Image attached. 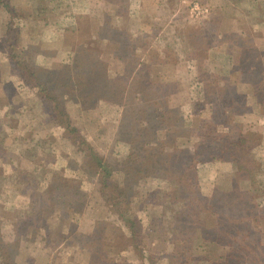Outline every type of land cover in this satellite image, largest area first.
<instances>
[{"label":"rangeland","instance_id":"rangeland-1","mask_svg":"<svg viewBox=\"0 0 264 264\" xmlns=\"http://www.w3.org/2000/svg\"><path fill=\"white\" fill-rule=\"evenodd\" d=\"M36 1L2 0L0 3V174L4 177L13 175L14 166L10 160L25 172L23 175L33 180H39V176L46 174L50 176V170H53V179L57 178L58 184L65 182L87 197L80 210L57 211L53 207L43 215L49 224L53 222L52 226L59 222L56 218L61 217L65 233L57 240L52 235L46 236L45 229L39 226L41 221L33 225L35 227L29 234L23 233L21 237L16 232L19 225L15 227L8 222L9 218L23 216L31 190L26 195L19 192L16 198L2 203L6 210L15 213L13 216L0 215L2 233L6 241L14 243L12 252L15 258H21L20 264H94V261L101 264L96 261L97 250L87 252L89 245L93 246V237L90 236L94 231L90 235L87 233L86 219L93 217L107 222L102 233L103 245L104 250L113 255L111 258L116 259L115 264H209L202 260V247H197L198 236L194 234L190 235L194 241L190 246L195 245L194 258L187 263L179 260L184 256L173 260L170 253L178 240L168 227L160 228L146 238L145 260L130 249L129 232L103 201L98 177L90 174V168L85 164L86 148L76 147L63 138L62 127L53 122L45 110H40L44 102L42 94L24 82L11 55L29 60L36 73L38 71L57 92L75 93L73 97H62L71 119L76 121L75 125L95 151L114 163L129 153L130 140L138 130L142 136L153 126L155 133L159 132L162 138L166 133L174 134L171 142L166 140V143L177 140V145H189L193 152L195 147L189 141L199 140L193 135L198 133L194 130V114L208 117L211 108L220 104L216 100L212 105L205 104L206 92L209 93L213 86L228 83L233 88L227 87L221 107L226 108V114L232 116V121L222 123L220 127L232 132L242 124L249 132L252 158L256 163L253 172L257 174L264 171V104L260 105L256 98L257 93L264 98V77L260 82H253L255 73L244 71L248 69L247 57L253 59L255 66L259 62L264 66V0H42L40 4ZM228 30L234 33L228 34ZM127 42L137 49L135 53L141 57L140 62L150 64V87L155 85V88L148 97V105H144L142 93L150 90L149 83L138 78L135 81L140 82V86L121 89L122 96L126 98L120 102L114 99L122 97L119 93L117 96L110 93L109 97L105 90L99 86L93 88L87 80L80 86V80L69 79L66 85L67 68H71L66 66L73 63L75 56L80 58V47L89 49L94 55L88 64L114 63L112 70H117L132 62L130 52L126 58L121 56L125 60L114 58L112 54L118 53L119 47ZM72 66L75 71L77 65ZM221 75L227 76L226 79H220ZM61 80L60 86L58 82ZM72 82L76 85L74 88L71 87ZM156 100L159 101L158 110L151 105ZM146 106L150 107V114H146ZM200 120L198 117L196 124L204 134ZM202 138L198 156L205 159L212 151L208 149L206 153L203 149L211 139L207 140L205 135ZM18 146L30 150V153L18 156ZM170 149L167 144L166 150ZM38 150L46 155H41L43 160H32L35 157L33 151L37 153ZM190 160L191 163L196 161L194 157ZM175 171L172 174L176 177L183 174V171ZM235 171L236 164L229 160L211 159L198 165L200 191L215 202L207 214L208 225L218 228L224 236H232L237 228L243 226L247 216V211L237 207H243L241 205L231 204L225 208L220 204L223 192L231 194L230 181L235 178ZM137 178L129 184L136 199L135 219L144 227L146 234L151 230L150 211L144 210L149 196L158 198L161 206L165 205L160 210L167 224L188 219V214L178 216L175 213V210L190 209L184 201L174 194H164V190L169 189V179ZM5 182L7 188L13 187L9 179ZM40 183L45 190L50 185ZM244 186L242 183L241 187ZM22 188L25 190L27 186L24 184ZM63 188L58 187L48 195L53 192L59 195ZM219 189L223 190L221 196ZM227 200L222 203L226 204ZM257 200L264 205V195ZM230 206H236V212ZM79 223L80 233L77 230ZM33 226L31 223V228ZM259 226L264 228V217ZM190 232H195V229L191 228ZM204 244L202 242L201 246ZM217 245L209 248L215 250L212 258L220 256L221 249H216ZM150 256L154 262L149 260ZM261 259L264 264V254Z\"/></svg>","mask_w":264,"mask_h":264},{"label":"trees","instance_id":"trees-1","mask_svg":"<svg viewBox=\"0 0 264 264\" xmlns=\"http://www.w3.org/2000/svg\"><path fill=\"white\" fill-rule=\"evenodd\" d=\"M1 1L2 0H0V3ZM40 1L42 0H38L35 3L40 4ZM227 32L228 34L234 33V31L231 30H228ZM161 37H163V34L160 38ZM136 43L137 42L135 41L134 45ZM134 45L127 42L119 47L118 53H112L114 58L125 60L130 52L132 62L125 64L122 67H118L117 70H112L114 63L108 64V62L102 61L101 64L98 62L95 64H88L87 62H89L94 55L89 49L80 47V58L79 56H75L73 63L67 64L66 66L71 67L69 69L67 68L68 81H65L67 82L66 85L70 82L69 79H72V81L74 79L80 80V86L81 82H86L87 80L93 88L99 86L102 90H105L109 97H111L110 93L114 96H117V93H119L118 95L122 96L124 93L121 89H127L131 86H140V82L135 81L136 78H138V80L147 81L150 87V64L145 61L140 62L141 57L135 53L137 49ZM121 56H125V58H122ZM11 58L16 64H18L24 82L30 87L37 88L42 94L44 102L42 103L40 110H45L51 120L62 127V137L68 139L72 144L76 145V147L80 145L86 148L85 164L87 168L89 166L90 174L98 177L100 195L103 201L108 205L109 210L116 215V220L123 223L124 227L129 232V240L132 241L130 249H132L134 253H139L141 259L145 260L146 258L144 256V244L146 238L152 233L158 232L160 228L168 227L171 228L170 233L173 232L172 236L178 240V242L174 244L173 252L170 253V255L172 254L171 258L173 260L184 256L179 260L186 261L187 263L194 258L192 253L195 245L193 247L190 246V244H194L190 235L194 234L195 236H198L196 239L198 242L197 247H202L200 253V255L204 257L202 260L208 261L209 264H262L261 256L264 254L262 248L264 228H261L259 225L261 218L264 217V205L259 204L257 198L264 195V171L260 170L257 174L253 172L256 163L254 158H252L253 152L249 141V132L246 131L242 124L235 127L236 129L232 132H227L222 126L220 127L222 123L227 124V121H232V116L226 114V108L223 109V107H221V103L225 100L228 92V83H225L224 86L220 85L219 87H211L212 89H210L209 93L212 94L206 92L205 104L212 105L214 100L220 104L211 108L212 110L209 112L210 114L208 117L198 115L197 113L194 114L193 122L194 125H196L194 130L198 131V133H193V135L199 140L189 141V144H193L195 147L193 152L189 148V145L181 147L180 144L177 145V143H175L177 140L172 143H166V140L171 142V138L174 134L169 135L166 133L164 134L165 137L162 138V135L159 132L155 133L153 126L154 130L148 128L149 130H145V134L142 136H140V130H138L135 134L139 136L136 137L134 134L132 140H130L131 149L129 153L117 159L115 161L116 163H114L107 157H104L95 151L94 147L88 142L85 135H83L81 129L75 125L76 121L71 119L67 108L65 107L66 102L62 97L66 95L73 97L75 96V93L66 91L57 92L45 82L43 76H41L38 71L36 73L29 60H24V58L20 59L18 56L14 55H11ZM247 59L248 69L244 72H250V74L251 72H254L256 76L253 77L252 81L255 82L258 80L260 82V78L264 77V66L260 62L258 66H255L253 59L251 60L248 57ZM139 63L141 66L138 67ZM72 65H77L75 71L72 70ZM50 71L48 72L51 73ZM226 77L227 76L225 75H221L220 79L225 80ZM62 81L63 80L59 81L58 85L61 86ZM71 84L72 88L76 86L73 82ZM86 85L89 86V84ZM154 86L152 88H155ZM152 88L150 87V90L142 93L144 95V105H148V97L152 93ZM229 88H233L232 85L229 86ZM123 98H126V96L114 99L120 102ZM256 98L260 105L264 104V98L258 95V93L256 94ZM227 102L229 101L227 100ZM158 104L159 101L156 100L151 105L157 108ZM149 109L150 107L146 106V114H150ZM9 111L11 112L13 110ZM169 111L171 112V110ZM146 117L148 118L147 115ZM198 117L201 119L199 122L200 127L202 126V130L205 131L204 134L198 128L199 124H196ZM203 135L206 136L207 140L208 138L211 139V142L206 144V149H203V152L207 151L206 153H208V149L212 152L208 154L207 158L200 159L198 156V150L201 148L202 143L200 142V139H203ZM167 144L170 145V150H166ZM29 153L30 150L19 148L17 155L26 156ZM33 154L35 157H32V160H43L41 155H46L45 153L42 154L39 150L37 153L33 151ZM193 157L196 161L191 163L190 158L192 159ZM211 159L222 161L229 160L236 164V171L234 172L235 178H232L230 181L232 182L231 194L227 195L225 192L222 194V202L226 201V199H228V202H226V204L221 202L220 204L224 205L225 208L229 207L228 205L231 204L241 205L243 207H237L243 209V211H247V216L244 218L246 219V221H244L245 225L243 223L242 227L237 228L232 236H224L222 233H219L218 228L216 229L214 226L208 225L207 214L209 213V209L214 200L201 193L197 179L199 177L198 165ZM10 162L14 166L13 175L4 177L0 174V215L2 214V216H6V214H8L13 216L15 213L6 210L3 204L16 198V195H18L19 192H24L26 195L29 193V190H31L28 206L22 211L23 216L15 217L14 219L9 218L8 222L15 227L19 225L16 231L19 237H21V234L23 233L29 234L30 231H32L31 229L35 227L33 225L38 221H41L39 226H42L45 229L46 236L52 235L53 238L56 237V240L63 237L65 232L63 230L61 217H57L56 219L59 222L54 223L53 225L55 226H52L53 222L49 224L48 220H46L47 218H42L43 215L47 213L49 209L51 211L53 207H55L57 211H67L74 208L78 202H80L81 206L85 203L84 201L87 194H80V191L75 188L73 189V187L71 188L65 182L61 185L58 184V179H53V170H50V176L46 174L39 176V180H33L28 176L23 175L25 172L19 168L14 160H10ZM118 166L121 168L117 169ZM131 169H134L133 173H131ZM175 170L183 171V174L176 177L172 174L176 172ZM48 171L49 170H47V173ZM139 175H141V177ZM148 177L170 180L168 182L169 189L167 191L164 190V194H174L177 198L184 201L185 205L190 208L182 212L176 211L175 208H172L178 216H181V214H188V219L186 221L176 220L167 224V221H163V214L160 210L161 207L165 208V205L161 206L162 203L158 201V198L149 196L146 200L144 210L150 211L148 212V219L149 228L151 230L148 234L144 232V227L139 225L135 219L134 205L136 199L134 197L135 195L133 196L132 193L133 187L129 183L135 178L147 179ZM6 179H9L10 182H12L13 187L11 189L7 188V185H5ZM40 181L47 185L50 184L46 190L41 188ZM242 183L245 184L244 188L241 187ZM24 184L27 186V189L25 190L22 188V185ZM61 186H64L61 194L55 195L53 192V196L48 195L50 192ZM219 191L220 193L218 194L221 196L223 190L219 189L218 192ZM220 196L218 195V197ZM151 204L152 206L149 207ZM234 207L236 206H230V208L236 212V208ZM31 223L33 226L32 228ZM106 223V221H96V229L94 230V234L90 236L93 237V246L92 244L89 245L87 252L90 251L94 253V251L97 250V262L99 261L101 264H115L116 259L114 260V258H111L113 255L110 254L108 250H104L105 245H103L102 233L106 228ZM163 223L167 225H164ZM69 226L73 227L74 225ZM191 228H194L195 232L191 233ZM68 236L69 234H66V237ZM165 237L168 236L165 235ZM202 242L205 243L203 246H201ZM12 244L14 243L5 240L0 222V264H20L21 258L20 260L15 258L16 256L12 252ZM213 245H217L216 249H221L218 258H212V254H214L215 250L209 248H212ZM198 251H196L197 254ZM149 260H151V262L155 261L151 256ZM92 261H94L93 258ZM93 263L95 264L96 262L94 261Z\"/></svg>","mask_w":264,"mask_h":264},{"label":"crops","instance_id":"crops-1","mask_svg":"<svg viewBox=\"0 0 264 264\" xmlns=\"http://www.w3.org/2000/svg\"><path fill=\"white\" fill-rule=\"evenodd\" d=\"M72 209L80 210V202L76 203V206L74 208H72ZM88 216H89V214H88ZM86 221H87L88 230H89V232H87V233H89V235H90V233H92L95 230L97 219H93V217H91L89 219H86ZM77 230L80 233V223H79V226H78Z\"/></svg>","mask_w":264,"mask_h":264},{"label":"built area","instance_id":"built-area-1","mask_svg":"<svg viewBox=\"0 0 264 264\" xmlns=\"http://www.w3.org/2000/svg\"><path fill=\"white\" fill-rule=\"evenodd\" d=\"M206 11V10H205Z\"/></svg>","mask_w":264,"mask_h":264}]
</instances>
